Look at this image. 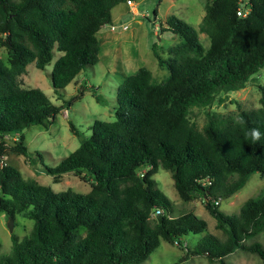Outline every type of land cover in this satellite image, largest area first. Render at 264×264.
I'll list each match as a JSON object with an SVG mask.
<instances>
[{
  "label": "trees",
  "instance_id": "obj_1",
  "mask_svg": "<svg viewBox=\"0 0 264 264\" xmlns=\"http://www.w3.org/2000/svg\"><path fill=\"white\" fill-rule=\"evenodd\" d=\"M126 1L0 0V45L7 51V62L0 58V137L19 136L12 153L35 162L22 132L47 130L75 99L56 106L39 89L21 87L26 66L34 62L44 70L53 51L61 53L51 71L53 93L60 97L98 63L97 35L112 25V9ZM249 3L246 17H238L239 0H205L197 32L206 35L208 48L184 21L167 19L161 32L180 41L167 59L153 45L158 67L168 73L164 84L145 68L126 76L116 88L115 120L94 121L77 149L56 166H44L54 184L71 174L87 182L89 192L56 193L24 179L2 163L8 150L0 143V213L32 222L27 236H11V252L0 256V264H143L161 242L182 248L181 261L205 257L226 264V256L241 250L264 264V246L254 241L264 232V189L236 215L218 206L253 174L264 178V83L257 109L235 118L206 113L202 130L188 117L193 108L210 107L220 92L242 89L264 68V0ZM69 129L80 137L72 124ZM253 131L259 139L253 140ZM159 169L170 173L182 201L201 200L223 239L206 233L192 248L185 244L207 224L183 210L174 214L153 179ZM156 211L161 215L154 217Z\"/></svg>",
  "mask_w": 264,
  "mask_h": 264
},
{
  "label": "rangeland",
  "instance_id": "obj_2",
  "mask_svg": "<svg viewBox=\"0 0 264 264\" xmlns=\"http://www.w3.org/2000/svg\"><path fill=\"white\" fill-rule=\"evenodd\" d=\"M137 16H133L129 7L121 3L111 11L113 28L104 27L98 36L100 43L99 61L95 66H88L74 81L68 85L61 96L53 93L51 87V71L53 64L61 53L53 51L52 61L44 70H38L35 63H29L24 74L18 77L19 84L23 88L39 89L54 105L59 106L63 102L74 98L66 110L57 114L53 124L47 129L32 126L25 129L22 134L25 147L32 155L35 162L30 159L12 153L18 135L0 137V143L5 144L8 151L2 157L3 164L16 167L24 179H31L42 186L49 187L53 192L72 190L76 193L89 192L90 185L81 178L68 174L53 183L52 177L45 173L44 166L54 167L69 153L78 148L80 138L90 135V126L94 121L113 122L114 107L116 106V88L123 79L134 74L139 68L147 69L158 85H163L168 77L166 70L158 67L152 48L156 45V51L163 59L168 58L169 50L179 43V37L170 32H157V29L165 28V22L170 16L184 21L196 32L202 17L204 16L205 0H132ZM155 15L154 27L151 28V18ZM157 36L160 37L159 41ZM197 37L204 48H208L209 42L206 35L197 32ZM0 58L7 62V51L0 45ZM264 83V68L254 75L245 86L237 91L220 92L215 95L213 103L208 108H193L189 112V120L198 130H202L206 123V113H214L224 118H235L239 111H250L260 107V93L258 86ZM99 98L101 102L96 101ZM72 124L79 132L76 137L70 132ZM42 156V160L36 154ZM1 163V164H2ZM153 179L157 188L170 200L172 209L178 213L186 211L192 213L207 224V229L199 236H189L184 239L189 248L206 233L223 239L224 235L215 228V220L205 210L199 198L184 202L179 197L173 186L170 173L159 169ZM264 189V178L253 174L244 187L232 197L222 199L219 202V210L228 216L236 215L242 204L257 197ZM5 214L0 213V256L11 252L14 235L18 240L27 236L31 230L32 222L17 216L13 222V230L10 234L7 228ZM264 246V232L254 238ZM252 241H248L251 243ZM185 252L178 245H169L164 242L149 256L143 264H218L210 262L205 257H190L181 261ZM226 264H263L261 260L249 253L236 250L225 257Z\"/></svg>",
  "mask_w": 264,
  "mask_h": 264
},
{
  "label": "built area",
  "instance_id": "obj_3",
  "mask_svg": "<svg viewBox=\"0 0 264 264\" xmlns=\"http://www.w3.org/2000/svg\"><path fill=\"white\" fill-rule=\"evenodd\" d=\"M132 13L133 16H137L136 9L134 2L132 0H127L125 3ZM239 4L241 7L237 10L236 14L238 17H246L250 10V3L249 0H239ZM109 27L113 28V25H110ZM215 204H218V202H215ZM160 211H156L154 217L160 216Z\"/></svg>",
  "mask_w": 264,
  "mask_h": 264
},
{
  "label": "water",
  "instance_id": "obj_4",
  "mask_svg": "<svg viewBox=\"0 0 264 264\" xmlns=\"http://www.w3.org/2000/svg\"><path fill=\"white\" fill-rule=\"evenodd\" d=\"M155 19H156V16L153 15L152 18H151V24H150L151 28H155L154 27ZM157 32L160 34L161 33V30L160 29H157ZM157 39L159 41L160 37L157 36ZM1 195H2V191L0 189V197H1ZM158 219L160 221L161 220V217H159ZM7 228H8L9 233L11 234L12 233V230H13V220L10 219V218H8V220H7Z\"/></svg>",
  "mask_w": 264,
  "mask_h": 264
},
{
  "label": "clouds",
  "instance_id": "obj_5",
  "mask_svg": "<svg viewBox=\"0 0 264 264\" xmlns=\"http://www.w3.org/2000/svg\"><path fill=\"white\" fill-rule=\"evenodd\" d=\"M259 132L258 131H253L252 132V138H253V140H256V139H259Z\"/></svg>",
  "mask_w": 264,
  "mask_h": 264
}]
</instances>
